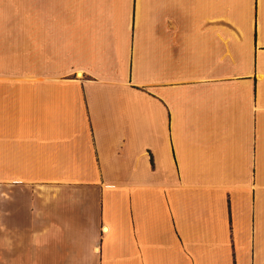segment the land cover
I'll return each instance as SVG.
<instances>
[{"label":"crops","instance_id":"obj_1","mask_svg":"<svg viewBox=\"0 0 264 264\" xmlns=\"http://www.w3.org/2000/svg\"><path fill=\"white\" fill-rule=\"evenodd\" d=\"M0 73V264H264V0H0Z\"/></svg>","mask_w":264,"mask_h":264},{"label":"clouds","instance_id":"obj_2","mask_svg":"<svg viewBox=\"0 0 264 264\" xmlns=\"http://www.w3.org/2000/svg\"><path fill=\"white\" fill-rule=\"evenodd\" d=\"M0 233H4L3 236H0V248L11 252L16 244V241L10 230L2 221H0ZM55 238V234L52 233L49 228H42L31 233L29 243L35 248H42L47 246L51 240Z\"/></svg>","mask_w":264,"mask_h":264},{"label":"rangeland","instance_id":"obj_3","mask_svg":"<svg viewBox=\"0 0 264 264\" xmlns=\"http://www.w3.org/2000/svg\"><path fill=\"white\" fill-rule=\"evenodd\" d=\"M26 74L0 73V81L26 80Z\"/></svg>","mask_w":264,"mask_h":264}]
</instances>
